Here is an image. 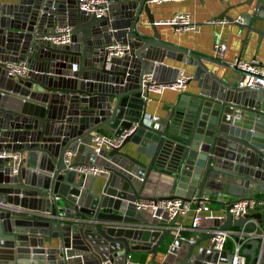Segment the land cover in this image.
<instances>
[{
	"label": "water",
	"instance_id": "water-1",
	"mask_svg": "<svg viewBox=\"0 0 264 264\" xmlns=\"http://www.w3.org/2000/svg\"><path fill=\"white\" fill-rule=\"evenodd\" d=\"M78 1L0 0V93H6L0 94V154L6 155L0 158V264L113 263L116 253L123 263L133 251H146L153 261L165 238L160 264H230L234 253L214 250L212 239L231 228L239 241L248 238L240 251L246 264H264V218L228 213L236 201L264 193V88H238L204 63L227 65L161 40L145 0H108L98 17L80 11ZM141 11L150 34L138 22ZM257 20H264V0H254L235 23L245 35L261 37ZM65 26L69 43L47 40ZM112 42L126 45L122 57L107 59ZM165 59L193 68L195 91H180L151 124L143 77L172 83L177 69ZM4 63L24 64L25 75L8 77ZM124 133L117 148L98 154L90 148L95 135ZM128 143L146 163L120 153ZM78 168L103 171L98 193L92 191L97 176ZM205 197L222 199L210 202L222 206L223 216L203 218L186 237L172 234L177 215L134 207L142 200L199 204ZM205 225L209 231L197 235Z\"/></svg>",
	"mask_w": 264,
	"mask_h": 264
},
{
	"label": "crops",
	"instance_id": "crops-1",
	"mask_svg": "<svg viewBox=\"0 0 264 264\" xmlns=\"http://www.w3.org/2000/svg\"><path fill=\"white\" fill-rule=\"evenodd\" d=\"M247 1L249 0H174L162 2L160 4H148V7L154 21L156 22L155 24L157 25V31L161 40L191 50L202 57L214 59L221 64L227 65L228 68H221L211 63H204V65L218 77H225L229 83L234 84L236 78L230 65L235 59L246 61L248 63L253 59L258 63L257 67L264 70V36L258 37L253 31H249V33L245 35V28H239L235 23V20L239 16L241 17V15L251 12L254 0L251 1L250 5L245 3ZM177 12L189 13L194 28L183 32H177L172 26L159 23L168 20ZM222 12H224V15L227 16V18H221L224 20L223 22L215 21L221 20L217 17ZM229 18H231L232 21H229ZM138 22L143 24V31L146 32V34H150L151 31L146 24V18L143 11L139 14ZM253 27L259 28L264 33V20H257L254 22ZM215 42L225 44V49L222 53L217 55L214 54V50L212 49V44ZM163 64L191 76V79L186 83L181 92L195 91L196 82L192 79L193 68L191 66L166 59L163 60ZM165 77H167V75L162 71L161 79H165ZM163 83L167 84V82ZM32 90L40 91L35 85L32 86ZM179 94V92L170 89H163L159 93H149V100L145 108L146 118H149L148 121L153 124L154 121H152V118H156L157 120L162 119L169 106L175 102ZM134 149L135 146L128 143L120 150V153L126 154L136 160H140L142 163H146L147 159L135 153ZM102 175L105 174L102 173L96 177L95 187L92 189L94 193L100 191L101 185L104 181L103 178H101ZM248 198L262 201L261 205L250 209L249 212H262V218H264V193H257L255 196H248ZM204 200H206V202L203 204L208 207V212L204 214V219H218L223 216L222 206L219 203L210 202H220L222 201L221 198L213 199L205 197ZM146 212L151 213L152 211L147 210ZM190 218L191 212L187 213L184 217H178L174 225L176 230L173 231L172 234L175 235L178 232V236H188L189 232L187 230H189ZM209 228L210 226L205 225L203 230L198 231L197 235L208 232ZM230 233L231 237L230 239H227V242L231 243L233 250L230 251L223 249L222 251L224 252H234V236L239 233V230L231 228ZM247 239L248 238H244V241L240 243L242 248H248V246H244L243 244ZM168 243L169 240L166 238L161 242L153 261H151V255L146 251H133L129 256L133 262L138 264H160L164 250L166 249L165 244ZM201 245L204 246V244ZM196 249L197 248L194 249V252ZM256 253L257 251H255V254ZM117 256V253L113 254L115 262L112 264H122L121 261L116 258Z\"/></svg>",
	"mask_w": 264,
	"mask_h": 264
},
{
	"label": "built area",
	"instance_id": "built-area-1",
	"mask_svg": "<svg viewBox=\"0 0 264 264\" xmlns=\"http://www.w3.org/2000/svg\"><path fill=\"white\" fill-rule=\"evenodd\" d=\"M174 0H145L147 4H160L162 2H168ZM109 5L108 0H79L78 1V9L82 11L84 14H93L96 17L102 15ZM240 20V16L236 19ZM219 22H223L224 20H215ZM162 24L170 25L177 32H183L186 30H191L194 28L193 23L190 20V15L187 12H177L173 14L168 20L159 22ZM69 26H65L57 30L60 32V35L52 36L47 38V40L51 41L54 44H67L70 42L69 35ZM63 32V33H62ZM126 45L121 44L120 42H112L108 45L105 50L107 51V59L109 58H119L124 55V50L126 49ZM212 49L214 50V54H220L225 49V44L221 42H215L212 44ZM5 69L7 71V76L11 78H22L26 73V67L22 63H4ZM75 65H71V69H75ZM234 76L236 78V83L238 88H248V87H260L264 88V70L252 65L246 61H240L235 59L230 65ZM191 79V76L184 74L182 71H177V76L172 83L155 85L153 81H151V74H146L143 77V83H149L147 87L149 93H159L163 89H170L176 92H180L184 89L186 83ZM1 95L6 93L1 92ZM156 118H152V121H156ZM127 133L122 134L117 138H106L100 135H95L90 140V148L95 154H98L101 150L110 151L113 148H117ZM6 155L0 154V158H4ZM11 159L13 160L12 168L15 169L17 156L11 155ZM71 158L70 154L65 155V163L69 162ZM80 174H86L90 176H97L102 174L103 171L97 168H78L75 170ZM3 200L1 197L0 201ZM192 204L195 202H184L179 199H173L169 201H160L153 203L150 200H142L137 201L134 204L135 211L137 212H145L147 210L154 211L157 208L162 209L167 215L171 218L174 215L178 217H184L187 213L191 212V218L189 222V230H196L200 221L204 218V214L208 212V207H206L203 203L195 204L192 207ZM262 204V201L257 200H247L242 199L233 203L228 210V213L233 219L239 217H246L248 211L252 208L258 207ZM251 222H255L254 220H250ZM178 233V232H177ZM175 234L178 236V234ZM215 236L212 241L214 242L213 249L220 252L223 250V245L227 239H230V232H214ZM234 237H237L234 236ZM238 239V237H237ZM243 241L234 242V255L230 261V264H245L246 257L240 253V243ZM100 264H112L109 261L100 262ZM122 264H138L133 262L129 255L126 256L125 261Z\"/></svg>",
	"mask_w": 264,
	"mask_h": 264
},
{
	"label": "trees",
	"instance_id": "trees-1",
	"mask_svg": "<svg viewBox=\"0 0 264 264\" xmlns=\"http://www.w3.org/2000/svg\"><path fill=\"white\" fill-rule=\"evenodd\" d=\"M195 204H192V207H194ZM263 213L262 212H259V211H253V212H249L247 213L246 215V218H248L249 220H254V221H257V220H261L263 219ZM228 240L225 241L224 245H223V249H226V250H230L232 251L233 250V246L231 245L230 242H227ZM234 242H238V239L237 237H234ZM244 246H245V243H243ZM242 246H240V251H241ZM248 259L246 257V262L245 264L247 263ZM252 264H254V262H252Z\"/></svg>",
	"mask_w": 264,
	"mask_h": 264
}]
</instances>
